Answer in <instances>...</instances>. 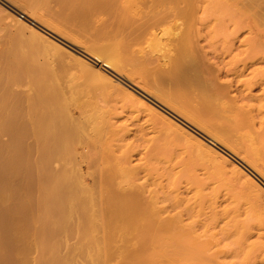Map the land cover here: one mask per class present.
Masks as SVG:
<instances>
[{"label":"bare ground","instance_id":"6f19581e","mask_svg":"<svg viewBox=\"0 0 264 264\" xmlns=\"http://www.w3.org/2000/svg\"><path fill=\"white\" fill-rule=\"evenodd\" d=\"M58 3L61 5L60 7L66 10V12L67 11L69 12L72 11V13L74 12L73 15L77 14V15H81V16L83 15V17H86L85 15L92 14V13L94 14V11L96 12V17H97L98 12H100V14L101 13L104 14L103 12H107L110 15L112 14L111 15L112 17L110 16V18L113 24L110 23V20L109 22H107V20L105 21V19H103L104 23L105 22L107 23V27H108V23L111 25V27L115 26L111 28L112 32L109 31L108 28L106 27L107 33L104 32L105 28H101V30H97V33L99 34V31H100V34H99L100 36L105 35V34H107L108 36V34H111L108 36V38H110V41L112 40V43L114 44V42L117 43L116 39L121 38V35L125 32L122 35V37L124 36L123 39L125 42L122 40V38L119 39L121 42L123 41V43H125V46L122 43L123 46L121 44V48H120V44L119 45L115 44L117 45L116 46L117 48L113 47L114 49L111 48L113 50L110 51V49L106 47L107 44L105 45L103 41L102 43H104L106 50L104 48H101V50L104 49L102 50L103 52H99V51L97 52L95 51L96 49L93 50L94 48H96V46L93 49L91 48V51L93 50L92 52L95 55V57L93 58L98 62H100V60L101 61L103 60L104 67L111 69V71H115L117 72V74L119 73L120 75L121 73H123L122 72L123 67H120L121 65L118 64V60L121 61L120 64L122 63V61L124 62V60H122L123 57L121 58L122 54H120V50L121 52L123 51L122 52L123 55L125 53L124 59H126L127 50L129 51L127 52L129 53V56H127V59L128 57L130 59L131 55L134 53L136 56L132 55V58H131L132 63L131 64L129 63L131 60L129 62L128 61L126 62H128L131 66L133 65V63H135V65H137L138 67H140L141 65L143 67V68L140 67L142 68L141 71L143 72V70H145L144 73L146 72L150 75L149 76L146 73L145 75L143 73L145 76H147L149 79L152 78V76L153 78L156 77V80L158 79L157 82H161L162 84L164 85L166 84L167 86H169L168 91L170 93L164 90L165 89L164 85L161 86L162 84L159 85V83L157 85L155 81H152L154 80L153 78L150 81L149 79H147V77H145L147 80L150 81L149 83L151 82L156 83L155 85L154 83H152L154 86L150 85L151 87H153V89H156V88L158 89L161 86L162 89L160 88V90L158 91L161 92L162 90V93L163 92L164 94L168 93L166 96L162 93H161L162 96L160 97L158 95H155V96L159 99L164 96L163 98H161L162 101L169 102L170 99H172L170 97L173 95L175 97V100L172 99L171 102L174 101L172 102V105L173 104L176 105V107L173 105L175 107L174 110H177V112L179 111L177 109V106L179 109L180 108L183 110L185 109L186 110V111L184 110L185 112L182 111V112H179V114L182 113V115H184V117L187 120L193 122L194 124L202 128L203 130L209 132L208 128L210 126L208 122L212 118L213 119L215 118V120L217 121L223 122V124L226 125V128L228 124L229 128L227 130L231 129L229 131H232V132L238 131L242 129L243 127H248L250 130L255 131L254 128H256V125H257L256 122H258L259 126L258 125L257 126H258L259 131L256 129L257 132L256 131L254 132L255 138H254L253 144L251 145L252 147L250 146L251 148L246 153L247 154L246 159L251 164H254L255 162L256 163L255 169H257L256 171L264 175L263 171L259 169V167H262V169L264 170V0H58ZM58 9L60 13L61 9L60 8ZM59 13H57L58 15L56 16L60 18L62 16H59L60 15ZM73 15H70V16L72 17ZM102 16H105V15H102ZM83 17L82 19L86 20V18H83ZM93 17H95V14L93 15ZM65 18L66 17H63V19ZM30 19L32 20V18ZM32 21L36 22L35 20H32ZM86 21L88 23L89 19H87ZM73 22H78V21H73ZM73 22L71 21V24ZM83 22L86 23L85 21ZM102 22L103 21L101 20V23ZM104 23L101 25H104ZM67 24H68V21H67ZM80 26L84 27V25H80ZM105 26L106 25H104V27ZM90 27L91 26L89 25V28ZM116 29H117V33H115ZM108 31L111 33H109ZM98 34H97V37H99ZM126 35H127V40L125 38ZM128 37H131V39ZM101 38L102 40H104L103 38H105V41H106V36H101L99 39L101 40ZM113 40H116V41H113ZM143 40L149 41V44H150L149 50L152 52L154 51L153 53L152 52L149 53L150 52L149 50H148V53H143L144 52L143 50L146 51L148 49V48L145 49L144 47L146 44H148V41H146V44L144 41L143 42L144 46H143V43H142ZM138 42L141 45H139ZM112 43H111V47H112ZM135 43L138 46H135ZM151 44L152 45L154 44L155 47H151ZM102 45L103 44L99 46L102 47ZM141 46H143V48ZM123 47L127 49H123ZM136 47H138L137 49L139 50V52H140L139 47L143 49L142 52H140L141 55L137 54L139 52L135 53ZM146 47L148 46L146 45ZM157 48H159V52L158 50L156 51ZM160 51H162L163 54ZM156 53L157 55L155 59H153L152 57H154V54ZM158 53L162 55L159 56ZM138 55L140 57L142 56V59L144 60L143 61L139 60L140 57ZM119 57L121 58V60ZM135 58H138V60H136ZM74 65L76 66V64ZM137 66L135 67L139 69ZM14 67H16V65ZM17 67L19 69L20 65ZM17 67H16V70H17ZM77 67L79 69L80 66L77 65ZM87 68L89 67L86 66V69ZM10 69H12V67ZM86 69L84 70L86 71ZM84 70L82 69L80 70L82 71L81 73H83V75L85 73L83 72ZM90 70H87V72L89 71L90 73ZM47 72L48 71H46V73ZM14 74L16 73L14 72L12 75ZM26 74H27L26 76H29L28 75L29 73L26 72ZM99 74H101V72ZM30 75L32 74L30 73ZM40 75L38 72L37 76L39 77L36 78L37 77L36 76L35 78L39 80ZM93 75H90V76L93 77ZM102 75L103 74H101V76L99 75L100 79L99 77H97L98 79L97 81L101 82L100 85L103 83V85H106V86L107 85L116 86L115 84H113V79H111L110 77L106 78ZM94 76H97V75L95 74ZM43 79L45 78H42V83H43ZM47 79H49L50 81V77H48ZM33 81L35 80L33 79ZM38 83L37 84L34 83L36 84V86L34 84L33 85L37 87ZM42 83L40 82L42 88L40 86L37 87V89L38 88L40 89L35 90V94L30 92L32 100L33 99H37V100L35 101L33 100L34 102L30 106V111L28 112L29 114L26 113L27 114L26 117H28L27 122L24 120L25 116L23 117L24 112L21 113L22 112L21 110H20L21 112H18L16 105L13 102H12V105L14 104L13 105L14 108L13 109L7 108L11 110L10 111L11 114H8L9 117L6 116V113L3 116H6L7 119L2 116L3 120L5 118L6 123L5 121L1 123L2 120L0 122L2 124V126L0 125L1 128L2 129L4 128L3 131L0 128L2 131L1 133H4V130H5L6 132H8L7 134L10 133L11 138H12L10 147H8L9 145H7V147L9 148V151L6 152L4 149L0 148V249L9 247L11 251L14 250L13 252L17 253L16 250L17 248H19V244H21L22 250L24 252L27 251L28 253L29 247L27 244L30 243L28 238L31 237V236L28 237V235L31 234L29 231L33 229L32 224L36 222L41 225L40 234L42 233L45 236L44 240L48 239L49 237L48 242L45 240V242H47V245L42 239V243L43 244L45 243L44 246L45 247L47 246V248L49 249L50 245H53L51 242L54 243L53 248L55 251L51 249L52 246L50 247L49 251L53 253V256L55 257L54 252L56 253V250L59 249V247L58 246L57 248L55 247L56 242L53 240L51 241V239H55V238L50 239V236L51 234L55 235L56 232L60 234V231H63V233H65L66 231L64 232V230H66V225L68 222H70V220L74 218L79 219L77 222H74L75 225L73 223L72 224L75 226L74 227L75 231L77 230V232L84 235V237H87L90 234V232H93L99 226V223L92 222L93 218H96L97 211L96 210L94 211L91 208V205L94 206L96 199L93 196V194L89 195L84 191L85 189L82 187L83 186L82 183L85 182L88 184V186H93L94 184H98L99 186L102 187V190H103V187L106 189L107 186L114 185V182L116 180V177H115L116 172L115 171L113 172L112 170V172L110 173L107 172L108 174L105 175L106 171L103 173V168H105L104 165L109 163V162L108 163L106 162L108 161L107 159H109L110 156L112 155L114 156V154H116L114 152L117 149H114V148L112 149L111 147H110L111 149L110 148L107 149V146L105 145L108 144L106 142L108 140H111L110 138L113 137V136L110 137L111 133L112 135H114L112 139V142H114L113 141L115 140L114 138L120 135L119 131L121 130L120 132H122L123 128L119 130V128L121 127L117 128V127H114L113 125L112 127L114 128V130L113 129L111 130V128H109L108 130V128L106 127L108 126L111 127L112 122H110V119L105 118L106 120L104 122L98 123L97 126L96 124L93 125L95 130H92L93 127L90 129V127L86 123L88 122L89 124V122L92 119L90 120L89 117L85 116L89 120L88 121L84 117V114L82 116L81 113H79V116L73 115L71 113V110L66 112L68 110V109L66 110V108H68L66 107V105H63V106L59 105L58 103H56V99L53 98L54 95H48L46 92L44 93L43 91H41L44 89V85ZM149 83H147V85ZM118 84L120 83L118 82ZM141 85L142 84H140L139 86ZM12 86L13 85H11V87ZM145 86L142 85L141 90L145 92L146 94H148L150 92V89ZM33 88L32 90L35 89ZM108 88H112V87L110 86ZM4 89L2 91H4ZM46 89L48 90V87H46ZM49 90H51V92L49 91V93L51 94L58 92L57 89H56L57 92L55 91L52 92L53 91L52 89H49ZM5 91L7 92L8 90H5ZM119 91L121 90L119 89ZM8 92L5 94V97L7 96ZM12 94L13 93H11V95ZM33 94H34V98L32 96ZM170 94L171 96H169ZM28 96L30 97V95ZM35 96L37 97L35 98ZM134 96H137V95H134ZM167 96L169 97V99L166 98L167 99L166 100L165 97ZM137 98L140 99L139 96ZM176 98L179 99L180 101H176L177 100ZM4 100L5 102L7 101L8 103V100L6 99ZM2 103L0 101L1 109L3 108V105H4V103L3 104ZM7 103H5L6 105L4 106L9 107L8 105L9 103L8 104ZM176 103H178V105ZM168 105L170 106V104ZM172 105L171 107L173 108ZM1 109L0 111H2ZM83 117L85 118L84 120H87V122L83 120ZM106 121H108V123L110 122L111 124L107 126L106 124L108 123ZM91 123L92 121L90 122V125ZM93 123H97V122L94 121ZM102 123H105V127H104V124ZM99 124H102L103 126ZM223 124H220V125L213 124L211 125V127L213 126L214 128L215 126L216 127L218 126L219 128H221L219 129L221 135H219L220 133H218L217 136L216 135L214 136L216 137V139H219L226 145V140L224 136L225 135L227 136L229 134L228 133L229 131H226V128ZM95 126L98 127V129L100 128L102 130L101 131H99L100 129L97 130ZM117 129L119 130L118 132H117ZM109 131L111 133H108ZM114 131L115 133L117 132V134H113ZM92 132H95L93 133L95 135H92L91 134ZM30 133L33 137L29 135L28 139L34 138L33 139L34 142L33 144H31L33 148H31L32 146L30 145L31 150H29V147H28V152L32 151V154L33 152H35L36 154V155H33L35 157L30 156V157H33L30 160L35 158L34 160H32L33 162L31 161L32 165L31 164L29 165V163H27L28 161L26 162L25 154H27L26 153L27 148L25 147L26 145H24L25 143L24 139ZM106 133L109 134V136L107 134V136L110 137L109 139H106L108 138L106 136ZM251 133L253 134V132ZM85 137H88V141H91L90 144L88 142H85L87 140V139L86 140L84 139ZM89 137L91 138V140ZM104 141H106L105 144H104ZM109 144H108V147H109ZM91 151L95 153L94 159H90L88 156L89 152ZM30 152H29V155H30ZM105 159L106 161H104ZM122 161L123 163H125L124 161L126 160L124 159ZM57 162L60 163V169L56 170L53 167V164H56ZM123 163L122 164L119 163L118 165L121 166L123 165ZM124 165H126V163ZM136 167L134 166L135 170L128 169L129 170L128 172L130 176L132 177V179H135V178L137 179L138 176L135 177V175L136 173L137 175L139 174L138 170H140L141 172V169H137L139 168V166L137 168ZM89 168L95 169L97 174L99 170L101 175L99 176L94 175L95 178H92L93 176L90 173L89 176H87L82 182L81 178L83 175H81V172L84 169H89ZM114 170L117 171L118 169L114 168ZM17 175H20V176L25 175L26 178L28 177L27 184L24 185V183L21 181L22 182L21 185H19V183L18 185H16ZM134 181H138V180H134ZM13 182H15L16 184H14ZM245 185L246 184L244 183V186ZM136 186L137 185H133V187H131L132 191L129 190V192L124 193L125 191L124 189H123L124 190L123 192H119L116 190L115 192L113 191L112 194L109 193V196L103 197V199H100V202L113 203V204L118 205V210L111 209L107 211L106 213L107 217L105 220L103 219L102 229L105 232V241H106L107 247L111 244V241H114L117 237L123 236L124 232H128V231L132 232L134 230H138L139 232L138 236H134V239L136 241L135 243L137 245L133 249L127 248L124 252L120 254L121 261L119 264H191V263L197 264L196 261L198 262V264L200 263L202 264H227L224 258H226L229 255V254L227 255L226 253L227 250H225V248H227L228 246L227 247L225 246L224 249L222 247V249L225 250V252L223 250L218 251V249L216 251H212V249L215 246H217L221 241H223V239L224 240L229 239L231 235L233 236V234L234 236H236L237 234H239L240 236L243 233L242 237H244L243 235L249 236L252 233L251 231L248 230V227H246L243 223L240 222L241 224L234 227L233 230L231 229H228L229 231L226 230L227 232H225V230L222 229L224 227H222L221 228L222 231H219L218 233L223 232L222 234L220 233V237H221V235H224V232H225L226 237L225 236L224 238L222 237V240L218 242L219 237L217 235V238H215L216 233L215 235H213V233H210L207 229H206V232L208 231L209 233L208 232L207 233L204 232L205 234L202 233L203 230L205 231L204 226L206 227V225L204 226L202 225L203 229L201 230L200 225L202 221L201 222L199 221L198 223V221L196 220L198 223V227H200V229L197 226H195L197 225L195 222L190 223L189 221V223L187 222L188 224L182 225V223L185 222L183 221L184 218L182 217L184 216V213H183L184 211L186 213L188 212L187 215L191 217V219L192 217L194 218V215L198 216L197 214H199L200 211L197 212V214L193 211L194 212L193 213L194 215H193L192 210L194 208L192 209L190 208L191 209L190 210L187 207L188 205L185 203L187 206L184 208L185 205L182 204L183 207L181 209L180 207L181 204H180L178 207H180V210L184 209V211L182 212L179 211L178 215L179 216L182 215V216L179 218L172 217L173 219H170L172 215L171 216L169 215L168 216L169 218L166 217L167 218L166 219L163 217V214L167 213L169 208L167 206L166 207L160 206V199H159L160 197H158L159 196L158 193L155 194L156 192L154 190H151V192H149V189H147V192H149L150 195L145 197L148 194L146 192V185H141L142 187L137 186V188ZM244 186H242V188L240 186V188L243 189ZM252 187L255 188L256 186L253 184ZM246 188L244 189H246L247 191L245 192L244 189L243 191L248 195L252 193L251 190H254V189L249 188V186ZM257 189H258L257 190L258 192L256 191V189L254 190V192H257L256 194L258 193L261 194V190H259L258 187ZM34 191H38V196L36 197L35 201L32 204H30V201H29L28 203L29 205H28L26 203L27 201H24L23 196L24 195L26 196L31 192L34 193ZM243 191L241 193H243ZM145 192H146V195L144 196ZM250 196H249V199H250ZM262 196H264L263 193H262ZM10 197H12L13 199L11 200ZM176 197H179V196H176ZM254 198L255 199L253 200L255 201V204L258 203L259 206L261 204L263 205V203L261 202L262 200L261 195L259 194L255 195ZM249 199L248 201H250ZM7 200L9 202L10 200L13 202L12 204L10 202L9 204V206L11 205L10 207L6 206L8 205ZM182 200L181 202L185 201V199L183 201ZM210 200H214V199H210ZM216 200L219 201L218 196ZM216 200L214 201L217 202ZM210 203H213V202H210ZM215 207H217V205ZM239 207H237V209H233L234 211L233 215H236L235 216L236 218H238L237 215H240ZM250 207L249 208L247 207L249 211L252 208ZM218 208H217L218 211H216V208L215 210H213L212 208V211H214L213 214L215 216H219V215L221 216L222 213L223 214L227 213L225 209H224L225 211L224 210L222 211V209H220V211H222V213L220 214ZM189 211H191V213ZM209 211L210 210H208V212ZM205 213L207 214L206 211ZM190 215H193V216H190ZM201 215H200V218H203L204 216L202 215L203 216L202 217ZM212 216H210L209 218L214 219V218H211ZM57 218L60 221L63 220L62 221L63 223H61V225L59 224L60 226L59 225L56 226L55 224V222L57 221L58 223H60L59 220H57ZM206 218L208 220V217ZM207 220H203V222ZM139 221H144V223L140 225L138 228L137 227L135 228V225L138 224ZM213 221H216V220H213ZM211 223L213 224V222ZM216 223H215V226H216ZM70 225L68 226V228L69 227L73 228V225L72 227ZM58 226H59V229L57 228ZM211 226H209V228ZM31 227L32 229L30 230ZM68 228L67 230L70 229ZM15 229H18L17 235H18V231H20L21 235L19 234L17 236L15 233H13ZM196 229H198V232L199 230H201L202 231L201 233L203 236L206 234H209V236L208 237L204 236L205 238L203 236L200 237V235L198 237L197 235L194 236L195 234H199V233H195L197 231ZM149 231H151L152 233L167 234V236L164 237V239H162V241L159 242V247L156 249H152V250L149 249L148 248L149 239L142 236L141 234V233H146ZM211 231H212V228H211ZM231 231L233 232L231 233ZM42 234L39 236H43ZM53 235L51 237H54ZM26 237L28 238L26 239ZM261 237H264V236H261ZM36 238H38V236ZM24 239L28 240L29 242ZM134 239L133 240L129 239L128 241L130 242L132 240L131 241L132 243ZM242 239L243 238H241V242L243 243L244 240ZM58 240L62 241L61 238ZM58 240L56 238V241ZM24 241L25 243L27 242L26 245L28 248L25 247L26 245L25 246L23 245ZM37 241H39V239ZM241 242L239 240V243ZM58 243L59 241L57 242V244ZM33 244L34 242L31 245ZM82 244L85 245L84 242ZM90 244L93 245V243H89L86 240V245H90ZM94 245H95L97 252L99 253V256L101 255L102 258L104 259L103 257L104 246L101 244V240L96 241ZM243 245H246L245 249L246 248L248 249V250H244V247L242 246L243 247L242 252L240 251L241 255L243 253L245 254L244 257L246 256L245 264H257L255 258L257 256L259 257V255L256 254L258 253L256 251H259V248L256 249L258 246L255 248L254 244L247 245L245 243ZM45 247H44V251H45ZM237 247H238V243H237ZM21 248L19 250H21ZM81 248L78 247L79 250H81ZM228 248L230 249V247ZM48 249H46L47 250L46 254H48ZM214 249H216V247ZM238 250H240V248H238ZM243 250L245 252H243ZM260 250L262 249L260 248ZM234 251L232 252V255L230 256H233V254L236 257L238 256V254L239 256H241L240 252L238 253L237 251L235 252ZM4 252H6V255L8 256L7 251L4 250ZM229 252H231V250ZM10 253L11 252H9V254ZM23 254H26V253L22 252L21 255ZM6 255H5L6 257L5 259V257L3 258L2 257L3 255L1 256V253H0V256H1L0 264H3V263L7 264L5 262H9V264L10 262L14 263L13 261H10V260L8 261L7 260L8 258ZM53 256H51V254L49 255V257H53ZM236 257L233 256L231 258L234 259ZM1 258L3 262H1ZM61 258L59 260V257H58L57 260H59L60 262L62 261ZM57 260L56 258L54 259L52 258L51 260H47V262L48 264H51V263L53 264L54 261H56L57 263ZM236 260H239V259H236ZM50 261L52 262L49 263ZM23 263L25 264L27 262H23ZM69 263L71 264L72 261L71 262L69 261ZM14 264H17V263H14ZM232 264H235V262H233Z\"/></svg>","mask_w":264,"mask_h":264},{"label":"rangeland","instance_id":"374dc122","mask_svg":"<svg viewBox=\"0 0 264 264\" xmlns=\"http://www.w3.org/2000/svg\"><path fill=\"white\" fill-rule=\"evenodd\" d=\"M48 1H49V3H48ZM60 6L61 5L58 3V0H40V1L39 0H0V67H1L0 68V89L2 87V89L0 90V101H1V103H2V101H3V103L5 102L4 99L8 100V103L11 101L10 102L11 105H10V103L8 104L7 101L5 102L9 105V107L4 106V105H6L5 103H4L2 109L0 107V109L3 111V112L0 111L1 112L0 113V115H1L0 116V122L2 120L1 123H3V121H5L6 116L9 117L8 114H11L10 109L14 108V106H13L14 104L16 105L18 112H21V111H22L21 113L24 112L25 115L23 114V117L25 116L24 120L27 122L28 117H26V115L29 114L28 112L30 111V106L33 104V102L35 100H37V99H33L34 101L32 100L31 93L35 94V90L40 89V88L37 89V87H39V86L42 88L40 82L42 83V78H45V79H43V83H42L44 85V89L41 91H43L44 93L46 92L48 95H54V97L53 96L52 97L54 99H56V103H58L59 105H61V106L66 105V107H68V108H66V110L68 109L66 112L71 110V113L73 115L79 116V113H81L82 116L84 114V117L87 116V117H89L90 120L92 119L91 120L92 123L90 125L91 121L88 124V122H87L88 119L85 117L87 120H84L85 118L83 117V120L87 122L86 124L90 127V129L93 127L92 130H95L93 125L96 124V126H97L98 123L104 122L106 120L105 118L110 119V122H112L111 127H109L108 125L111 123L110 122L108 123L109 120L106 121L108 123V124H106L108 126V127H106V128H108V130H109V128H111V130L112 129L114 130V128L112 127L113 125H114V127H117V128L121 127V128H119V130L123 128L122 132H120L121 130L119 131L117 129V132L119 131L120 135H118V136L116 135L117 137L114 138L115 139V140H113L114 142H112L114 135H112L111 130H110L111 132L109 131L108 133H111L110 137L113 136L112 138L108 137L109 134L106 133V136L108 134V136H107L108 138H106V139H109V138L111 139V140H108L110 142V144L108 141L107 142L104 141V144H105V142L109 144V147H108V144L105 145V146H107V149L110 147L112 149L113 148L117 149V150H115L114 153H116L118 157L116 156V154H114V156H116V157H114L113 155H112L113 157L110 156L109 157L110 161L106 157V159L108 161H106V159L104 161H106L107 163L109 162V163L108 164L104 163L107 166L104 165L105 168H103V173L106 171L105 175L108 174L107 172H109V173L112 172V170H113V172L114 171L116 172V176H115L116 177V180H115L116 183L114 182V185L107 186L106 189L103 187V190H102V187L99 186L98 184H94L93 186H88L87 183L83 182L84 179L87 176H89L90 173L93 176L92 178H95L94 175H98V176L101 175V173L98 170V174H97L96 170L93 168L84 169L81 172V175H83L81 180L83 182L82 187L85 189L84 191L89 195L93 194V196L96 199L94 206L91 205V208L94 211L95 210L97 211L96 218H93L92 222L93 223L94 222L99 223V226L97 227V229L94 230L93 232H90V234L87 237H84V235L80 234L79 232H77V230L75 231V229H74V227H75L74 222H77L79 219L74 218V219L70 220V222H68L66 225V230H64V232L66 231L65 233H63V231H60V234L57 232L55 233V235L51 234V236L53 235L54 237H51L49 235L50 239L55 238V239H51V241L53 240L56 242L55 247L56 248H57V246L59 247V249H57L56 253H55L54 252L55 250L53 248L54 243L51 242L53 245H50L51 243L49 244L50 247L52 246L51 249L54 250V251H52V252H54V255H55V257H54L53 253H51L49 251L50 247L48 249L47 246L46 247L44 246L45 243L47 245V242L49 241V237H48V239H45L47 241V242H45V240H44L45 236L42 233L41 234L43 236H39V235H41L40 234L41 225L39 223L34 222L32 224L34 231L31 227L30 230L31 229L32 230L29 231L31 234L28 235V237L29 236H31V237H29V238L26 237V239L28 238V240L30 241V243L27 244L29 248L26 245L27 242L26 243H25V241L23 242V245L24 246L26 245L25 247L28 248V253L26 250H25L26 252H24L21 248L22 245L19 244V248H17V250H16L17 253L13 252L14 250L11 251V249L9 247L3 248L4 250L7 251L8 256L6 255V252H4L3 249H0L1 256L3 255L2 257L4 258L6 255L8 258L7 259L8 261L10 260V261H13L14 263H17V264H24L23 262H27L25 264H39L40 262H42L40 264H44L45 262H46L45 264H48L47 260H51L52 258L53 259L56 258V260H57L58 257H59V260L62 257L63 258V259L61 258L62 261L59 262V260H57V263H56V261H54L55 263L53 262V264H58V263L59 264H70L69 261L70 262L72 261L71 264H119L121 261L120 254L122 252H124L127 248L133 249L137 245L135 243L136 241L134 239V236H138L139 232H138V230H134L132 232L131 231L124 232L123 236L117 237L114 241H111L110 245L108 243L109 246L107 247L106 241H105V232L102 229L103 219L104 220L106 219L107 211H109L111 209L118 210V205L113 204V203H103V202H100V199H103V197L109 196V193L112 194L113 191L115 192L116 190L119 192H123L125 190L124 193H126V192H129V190L132 191L131 187H133V185H137L138 187L139 186L142 187L141 185H146V192H147V189H149V192H151V190H154L156 192L155 194L158 193L159 196L158 195L157 196L160 197L159 198L160 199V206H165V207L167 206L169 208L168 212L163 214L164 218L168 217L169 215L170 216L172 215L170 219H173L172 217H174V218L181 217L182 215L179 216L178 214H179V211L180 212L184 211V209L180 210V207L182 209L183 205H185L184 208L187 205H188L187 207L189 209L194 208L192 210V214L194 212L197 214V212L200 211V213L204 217L199 213V214H197L199 217L195 216L193 214L194 218L192 217V219H191V217H189L187 215L188 212L186 213L185 211L183 212L185 217L182 216L184 218L183 221H185V222H183L184 224L182 223V225L188 224L190 221V223L195 222L197 224L195 226L198 227L199 221L200 222L202 221L201 225L199 224L201 227V230L203 229L202 225L203 226L206 225L207 228L204 226L205 231L203 230V232L201 230H199V232H198V229H196L197 231L195 233H199V234H195L194 236L197 235V237H198L200 235V237H201V236H203L202 233H204V232L207 233L209 231L210 233H213V235H215V233H216L215 238H217V235H218V237H219L218 242H219L222 240V237L224 238L225 232L229 231L228 229L233 230L234 227L243 223L246 227H248V230L252 232L251 235H249L250 237L247 235H243L245 238L242 237L243 233L240 236H239V234H237L236 236H234V234H233V236L231 235V237L229 239H225V240L223 239V241H221L217 246H215L216 249H214L215 248L214 247L212 249V251H216L217 249H218V251H221L225 248V246L226 247L228 246V247H230V249L227 247V248H225V250H227V252H226L227 255L229 254L228 256H230V255H232V252L234 250L237 251L238 253L240 251L242 252L243 247H244V250H248L247 248L245 249L246 245H243V244H245V243L247 245L254 244L255 248L258 246L256 249L259 248V251H260V253H259V251H256V252H258L256 254L259 255V257L256 255L257 256L256 257L257 259L255 258L256 263L257 264L258 263L264 264V237H261V236H264V235H262V234H264V220H263L264 219V209H263L264 208V198H262V197H264V196H262V193L264 194V175H262V174L258 173V171H256L257 169H255V165H256L255 162H254V164H251L246 159V156H247L246 153L252 147L251 145L253 144V141L255 138L254 132L256 131V129L259 131L258 122H256L258 126L256 125V128H254L255 131L250 130L248 127H243L242 129H240L238 131L232 132V131H229L231 129L227 130L229 128L228 124H227V128H226V125L223 124V122L217 121V120H215V118L210 119L211 118L210 117L209 118L210 121L208 122L209 126H210L208 128L209 132L203 130L202 128H200L199 126L194 124L193 122L187 120L184 117V115H182V113L179 114V112H182V111L185 112L186 111L185 109H184L185 110L184 111L181 108L179 109L177 106V109L179 111L177 112V110H174L176 105L173 104L175 106L174 107L172 105V102H174V101L171 102L172 99L175 100V97L173 95L172 96H171V94L169 95V96H171L170 98H172V99H170V101L168 100L169 102H167V101L163 102L162 101L161 98H163L164 96L160 98L161 101L159 98H157L155 96V95H158L160 97V96H162V94H164V92L162 93V90H161V92L158 91V90H160L161 86H163L164 84H162L161 82H157L158 79L156 80L155 76H154L155 78H153V76H152V78L154 80H152V78L149 79L147 76H145L148 73L145 72L146 73L145 74L144 73L145 70H143V72L141 71V69L143 68L141 65H140V67H142V68L135 65V63H133L134 67H133V65L132 66L130 65L132 63V59H131L132 55H135L133 52H132L133 54L131 55L130 59H129V57L127 59V56H129V53H127V52H129V51L127 50V52H126L124 50L126 52V55H127L126 59H124L125 53L123 55V53H122L123 51L121 52V50H120V54L123 55V56L121 55V58L123 57L122 60H124V62L122 61L121 64H120L121 61L118 60V64L121 65L120 67H123V69H124L123 70L121 68L123 73H121L120 75H119V73L117 74V72L111 71V69L104 67L103 66V62H104L103 60L102 61L100 60V62H98L93 58V57H95V55L93 54L92 51L95 49H96L95 51H97V52L98 51L103 52L102 50H104V49L106 50V47H108L111 51L114 49L113 47L117 46L115 44H118V45L120 44V48H121V44L124 41V39H123L124 36L122 37V35L125 32L121 35V38L123 41L121 42L119 40L121 38H119V39H116L117 41L113 40V41L117 42V43L114 42V44L112 43V40L110 41V38H108V36L111 34H108V36H107V34L101 35V36H106V41H105V38H103L104 40H102V38H101V40L99 39L101 37L99 35L100 31H99V34L97 33V30H101V28H105L104 32L107 31V29H106L107 23L106 22L104 23L103 19H105V21L107 20V22H109V20H110V23L113 24V22H111V18H110V16L112 14L110 15L107 12H103L104 14H102V13L100 14V12H98V14H100V15L97 14V17H98L97 18L96 12L94 11L95 17H93V15H94L93 13L85 15L86 17H83V15L82 16L77 15V14L73 15L74 12L72 13V11L66 12V10H64V8H62ZM58 8H60V9L62 8L61 9L62 11L60 10V13H59ZM70 10H72V9H70ZM61 12H62V14H61ZM22 13H23V15H22ZM57 13H59L60 14L59 16H62V17H60V18L57 17L56 16V15H58ZM69 14L73 15L72 16L73 18ZM102 15H105V16H102ZM29 17L32 18V20H35L36 22H33ZM63 17H66V18L63 19ZM76 17H78V18H76ZM82 17L86 18V20L89 19L88 23L86 20H83ZM101 17H103V18H101ZM93 18H95V19H93ZM101 20L103 21L102 23H101ZM67 21H68V24H67ZM71 21L72 22L78 21V22H73L71 24ZM83 21H85L86 23H84ZM95 21H96V23H95ZM103 23H104V25H106L105 27H104V25H101ZM87 24H89L91 27L89 28V25H87ZM80 25H84V27H82ZM114 25H115V23H114ZM112 27H115V26H112ZM112 27L108 23L107 28L109 31H111ZM111 32H109V33H111ZM95 33H97L99 37H97V34H95ZM115 33H117V29H116ZM125 38L127 40V35ZM128 38L131 39V37H128ZM103 41H104L105 45L107 44L106 47H105L104 43H102ZM144 41L146 44V41H148V40H143L142 43ZM111 43H112V47H111ZM101 44H103L102 47H100ZM123 44L125 46V43H123ZM123 44H122V46H123ZM138 44H139V42H138ZM113 45H115V46H113ZM139 45H141V44H139ZM146 45L148 47H146ZM146 45L144 46V43H143V46L145 47V49H147V48L148 49L145 51L139 47L140 52H142V50H143L144 51L143 53H148V50L150 48L149 47V45H150L149 41H148V44H146ZM95 46H96V48H94ZM135 46H138V45H136V43H135ZM143 46H141V47L143 48ZM151 47H155L154 44L153 45L151 44ZM91 48L92 49L94 48V49L91 51ZM101 48H104V49L101 50ZM108 48H107V50H108ZM111 48H113V49H111ZM137 48L138 47L135 48V51H136L135 53L139 52V50ZM123 49H127V48L123 47ZM133 50H134V48H133ZM157 50L159 52V48H157L156 51ZM140 52L137 54L141 55ZM151 52L152 51H150L149 53H151ZM160 52L163 54L162 51H160ZM143 53H142V55H143ZM156 55H157V53L154 54V57H152V58L155 59ZM161 55L159 54V56H161ZM117 58H118V56H117ZM121 58H120V60H121ZM140 58H139V60H141V61L144 60V59H142V56ZM135 59L138 60V58H135ZM126 61H128V62L130 61L129 62L130 64ZM141 61H140V63H141ZM133 62H135V61H133ZM15 63L20 65L19 69L17 67L19 65L15 64ZM81 63H82V65H81ZM74 64H76V66ZM137 64H139V63H137ZM15 65L17 67V70H16V67H14ZM77 65L80 66L79 69H78ZM84 65H86L89 68L86 69V66H84ZM135 66H137L139 69H137ZM11 67H12V69H10ZM90 68H91V70H90ZM32 69H33V71H32ZM81 69L82 70L86 69V71L85 70L83 71V72H85L84 75H83V73H81L82 72V71H80ZM22 70H24V71H22ZM43 70H44V72H43ZM45 70L48 71L47 73H49V74H47ZM87 70H90V73H89V71L87 72ZM25 71L27 73H29L28 74L29 76H26L27 74ZM14 72L16 74L12 75ZM38 72H39V75L41 74L40 78H39L40 81L38 79H36L39 77V76H37ZM100 72H101V74H103L102 76H104L106 78L110 77L111 79H113V84H115L116 86H113V85L108 86L107 85L108 87H110V86L112 87V88H108L106 85H103V83L100 85L101 82L97 81L98 80L97 77H99V75L101 76V74H99ZM30 73L32 75H30ZM94 73L97 76H94L95 75ZM34 74H36V75H34ZM89 74L90 75L94 74V75L92 77ZM128 74H130V75H128ZM15 75H17V76H15ZM124 75H126V76H124ZM46 76H47V78L50 77L51 82L49 81V79L46 78ZM86 76H88V77H86ZM141 76L144 78H142ZM5 77L7 78V80ZM12 77L14 80L12 79ZM129 77H131V78H129ZM145 77H147V79H149L150 81L151 80L155 81L157 83V85H158V83H159V85L162 84L160 87L158 86L159 87L158 89L156 88L158 92L156 91V89H153V87H151V86H154L156 83L155 82L149 83L150 81L147 80ZM10 78L13 80L14 83L12 82V80ZM33 79L35 81H33ZM99 79H100V77H99ZM38 81H39V83H38ZM47 81H48V83H47ZM118 82L120 84H118ZM34 83H36V84L38 83V86L35 87L36 84H34ZM54 83H55V85H54ZM139 83L144 85V86L146 84L145 87H148L150 89L149 93H151V94H149V93L146 94L145 92H143L141 90L142 85L139 86L140 85ZM147 83H149V84L147 85ZM152 83H154V85ZM45 84H47V85H45ZM117 84H118V86H117ZM11 85H13V86L11 87ZM32 85L34 86L35 89L33 88ZM45 86L48 87V90L46 89ZM4 88H6V89H4ZM9 88H11L12 91ZM32 88L34 90H32ZM118 88L121 91H119ZM164 88L163 89L166 92H169L168 91L169 86H167L165 84ZM3 89H4V91H2ZM49 89H52L53 90L52 92H54V91L55 92L58 91V92L51 94V93H49V91L51 92V90H49ZM56 89H57V91H56ZM116 89H118V90H116ZM5 90L9 91V92L7 91L9 95L7 94L6 97H5V94L7 92ZM23 90H24V92H23ZM11 93H13V94L11 95ZM34 94L32 95L33 98H34ZM58 94H59V96H58ZM133 94L137 95V96H134ZM167 94L168 93H166L164 95L166 96ZM28 95H30V97ZM138 96L140 97V99L137 98ZM36 97L37 96H35V98ZM27 98H29V99H27ZM166 98L169 99L168 96L165 97V99ZM176 101H180V100L177 99ZM12 102L14 103L13 105H12ZM165 102L170 104V106ZM176 104L178 105V103H176ZM171 105L173 106V108L171 107ZM7 108H10V109H7ZM80 109H82V110H80ZM82 112H84V113H82ZM5 113H6V116H3V115H5ZM2 116L5 117L4 120H3ZM94 121L97 123H93ZM1 123H0V125L2 126ZM5 123H6V121H5ZM102 124H104V127H105V123H102ZM102 124H99V125H102ZM213 124H215V125L223 124L226 128V131H229L228 132L229 134L227 133L228 135L224 136L225 140H226V145H225V143H223L219 139H216V137L214 136V135L217 136L218 133H220L219 129H221V128H219L218 126H217L218 127L217 128L215 126L216 128L214 127L215 128L214 129L213 126L211 127V125H213ZM1 126H0V128H1ZM89 127H88V129H89ZM96 128H97V130L100 129V128L98 129V127H96ZM106 128H104V129H106ZM1 129H0V148L4 149L7 152V151H9L8 147H10V145H11V139L12 138H11L10 133L7 134L8 132H6L5 130H4V133H1L4 128L2 129V131H1ZM101 130L102 129H100L99 131H101ZM142 130H144V131H142ZM117 132L115 133V131H114L113 134H117ZM251 132H253V134ZM93 133H95V132H92L91 134L95 135ZM29 135H31V133L26 136V138H25L26 141L24 139V142H25L24 145H26L25 147L27 148L26 149L27 154H25V158H26V162L28 161L27 163H29V165L30 164L32 165L31 161L34 160L35 158L32 160H30V159L35 157L33 155H36V154H35V152H33V154H32V151L31 152L29 151L30 152V155H29L28 147H29V150H31L30 149V147L32 146L31 144H33V142H34L33 141L34 138L28 139ZM219 135H221V133ZM84 139L85 140L87 139L85 142H88L90 144L91 141H88V137H85ZM90 140H91V138H90ZM131 143H132V145H131ZM7 145H9V146L7 147ZM7 148H8V150H7ZM31 148H33V146ZM110 154H112V153H110ZM28 155H29V157H28ZM30 156H33V157H30ZM88 156L90 159H94L95 153L93 151H91V152H89ZM119 158H120V160H119ZM124 159L126 160V161H124L126 163V165H124L125 163H123V161H122ZM119 163H121V164L123 163L124 166L118 165ZM134 166L135 167L139 166V168H137V167L136 168L141 169V172H140V170H138L139 174L137 175V173H136V175H135V177L138 176L137 179L135 177H133L135 179H132V177L130 176V174L128 172L129 171L128 169L135 170ZM53 167L56 170L60 169V163L57 162L56 164H53ZM114 168H116L118 170L116 171V170H114ZM137 169H136V171H137ZM259 169L262 170L263 174H264V170L262 169V167H259ZM107 170H109V171H107ZM16 179L15 180L17 181V184L15 183L16 181L13 182L16 185H18V183H19V185H21L22 182L24 183V185H26L27 181H28L27 180L28 177L26 178L25 175H21V176L17 175ZM134 180H138V181H134ZM244 183L246 184L245 186H244ZM118 184H119V186H118ZM253 184L256 186L255 188L252 187ZM137 186H136V188H137ZM160 186L163 188H161ZM240 186H241V188H242V186H244L243 189L249 186V188L254 189V190L256 189V191L258 190L257 189V187H258L259 190H261V194L260 193H258V194L261 195V199H262L261 202L263 203V205L261 204L259 206L258 203L255 204V201L253 200V199H255L254 196L258 195V194H256L258 191L254 192V190H251L252 193L250 195H252V194L253 195L250 196V195L245 193L247 191L246 190L247 188L244 189V191H245L244 192L243 189L240 188ZM111 187H112V189H111ZM241 190L243 191V193H241L242 192ZM146 192H145L144 196L146 195ZM149 192H147L148 194L145 197L150 195ZM245 194L248 196H246ZM26 196H27V198H26ZM26 196L25 195L23 196L24 201H27L26 202L27 204L30 201V204H32L35 201L36 197L38 196V191H34V193L31 192ZM154 196H156V195H154ZM176 196H179V197H176ZM217 196H218L219 201L216 200ZM249 196H250V199H249ZM10 199L12 200L13 198L10 197ZM182 199L183 200L185 199V201H183ZM210 199H214L217 202H215L214 200H210ZM248 199L250 201H248ZM11 200H10V202L12 204L13 202ZM155 200H157V199H155ZM181 200L184 203L181 202ZM10 202L8 201V205H6V206L10 207L11 206V205L9 206ZM210 202H213V203H210ZM214 204H215V206L217 205V207H215ZM179 205H180V207H178ZM218 205H220V206H218ZM241 206H242V208H241ZM218 207H220V208H218ZM237 207H239V210H240V215H237L238 218L235 217L236 215H233L234 214L233 209H237ZM247 207L251 208L250 211L248 210ZM212 208H213V210H215V208H216V211H218L217 210V208H218L220 214L222 213V211L224 209L227 211V213L226 214L222 213L221 216L220 215L215 216L213 214L214 211H212ZM220 209H222V211H220ZM243 209L246 211H244ZM208 210H210V211L208 212ZM201 211H203V212H201ZM205 211L207 212V214L205 213ZM189 212L191 213V211H189ZM212 214H213V216H212ZM193 215H190V216H193ZM200 215L204 219L200 218ZM210 216H212L211 218H214V219H210L209 218ZM59 217H61V216H59ZM195 217H196V219H195ZM206 217H208V220L209 219L210 220L208 221ZM185 218H186V220H185ZM199 218H200V220H199ZM57 220H59V219L57 218ZM196 220L198 221V223ZM203 220H207V221L203 222ZM213 220H216V221H213ZM62 221L59 220L60 223H58V221L55 222L56 226L59 224L61 225V223H63ZM211 222H213L214 226ZM214 222L215 223L217 222L216 226H215ZM237 222H238V224H237ZM143 223H144V221H139V223L135 225V228L136 227L138 228ZM70 224L73 225V228L69 227L70 228L69 229L68 226ZM207 224H208V226H207ZM39 225H40V227H39ZM72 225H70V226L72 227ZM59 226L57 227L58 229H59ZM209 226H211V227L209 228ZM200 227H198V228L200 229ZM222 227H224V228H222ZM251 227H252V229H251ZM67 228L69 230H67ZM211 228H212V231H211ZM221 228L223 230H225V232H224V235H221V237H220V233L221 234L223 233V232L218 233L219 231H222ZM206 229L208 230L207 232H206ZM17 230L18 229H15L16 232L15 231L13 232L16 235H17ZM68 231H69V233H68ZM34 232H35V234H34ZM37 232H38V234H37ZM232 232L233 231H231V233ZM19 234H20V231H18V235ZM56 234H58V235H56ZM141 234H142V236L149 239L148 248L151 250L158 248L159 242L162 241V239H164V237L167 236V234H165V233H152L151 231L146 232V233H141ZM32 235H33V237H32ZM46 235H48V234H46ZM259 235H260V237H259ZM37 236H38V238H36ZM204 236L208 237L209 234H206ZM240 237L243 238L242 239V240H244L243 243L241 242ZM56 238H57V240L61 238L62 241L58 240L59 243L57 244L58 241H56ZM26 239H24V240H26ZM30 239L31 240L33 239L32 241L34 242V244H33L34 246L31 245L33 242ZM38 239H39V241H37ZM42 239L45 242L44 244L42 243ZM129 239H132V240L134 239V241L131 243L132 240L129 242L128 241ZM28 240H26V241H28ZM86 240L89 243H93V245L92 244L86 245ZM98 240H101V244L104 246V252H103L104 259L102 258L101 255L99 256V253L97 252L95 245H94V243H96V241H98ZM239 240L242 243V245H241V243H239ZM246 240H248L249 242ZM250 241H251V243H250ZM83 242L85 243L86 246L84 244H82ZM237 243H238V247H237ZM41 245H43V246H41ZM81 246L83 249L81 248ZM44 247H45V251H44ZM78 247L81 248V250H79ZM222 247H223V249H222ZM234 247H235V249H234ZM20 248H21V250H19ZM238 248H240V250H238ZM260 248L262 250H260ZM46 249H48V254H46L47 253ZM225 250H223V251L225 252ZM230 250H231V252H229ZM244 250H243V252H245ZM21 251L23 253H26V254L21 255L22 254ZM9 252H11V253L9 254ZM237 252H236V254H237ZM241 252H240V255H241ZM49 253L53 257H49V255H50ZM56 254L58 255V257ZM14 255H15V257H14ZM244 255L245 254L242 253V255H241L242 257H241L238 254L239 257L237 256L238 257L237 258L233 254V256L236 258L233 259V258H231L233 256H230V257L227 256L226 257L227 259L226 258H224V259H225L227 264H228V262H229V264L231 262L232 263L235 262V264H237V263L240 264L241 261H242L241 264H245V262H246L245 257L246 256L244 257ZM43 257H45V258H43ZM68 257L70 258V260ZM5 259H6V257H5ZM5 259H4V261H5ZM228 259H230V260L232 259L231 262ZM236 259H239V260H236ZM39 260H41V261H39ZM1 262H3L2 258H1ZM51 262L52 261H50L49 263H51ZM5 263L9 264V262H5ZM14 263L10 262V264H14ZM196 263L198 264L197 261H196ZM193 264H195V263H193ZM200 264H202V263H200Z\"/></svg>","mask_w":264,"mask_h":264}]
</instances>
